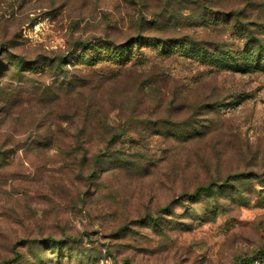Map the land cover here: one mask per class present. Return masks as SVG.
<instances>
[{"label": "rangeland", "instance_id": "obj_1", "mask_svg": "<svg viewBox=\"0 0 264 264\" xmlns=\"http://www.w3.org/2000/svg\"><path fill=\"white\" fill-rule=\"evenodd\" d=\"M138 33L154 40L124 58L143 78L119 75L105 45L94 66L73 62L105 76L94 97L108 126L123 131L134 117L116 143L99 136L110 129L96 120L77 146L67 95L46 98L49 115L35 120L26 96L0 93V264H259L264 67L252 51L264 48V0H0V46L17 55ZM145 79L154 83L146 92ZM17 121L22 132L40 124L51 143L8 132ZM214 180L223 182L216 195L186 196Z\"/></svg>", "mask_w": 264, "mask_h": 264}, {"label": "trees", "instance_id": "obj_2", "mask_svg": "<svg viewBox=\"0 0 264 264\" xmlns=\"http://www.w3.org/2000/svg\"><path fill=\"white\" fill-rule=\"evenodd\" d=\"M153 40L154 37L142 33L131 36L122 42L104 37L86 39L83 37H75L72 41L67 42V46L63 50L52 52L38 59L17 55L10 50V46L7 43H3L0 46V93H6L10 90L13 93V97L26 96L28 98L27 103H30V105L27 108H23L25 111L27 109L32 110V107L39 108L37 112V115H39L35 120H44L49 115L45 108L46 98L52 97L53 100H56V104H61L63 99L61 97L67 95V100L73 101L72 105H69L71 111L67 113L70 114L71 124L77 123V125H70L66 130L69 134L68 137L73 139L78 144L77 146H79L83 139L90 135L86 131L90 124H93L96 120V123H94L95 127L101 128L104 125L108 126V124L104 122V115L100 117L101 104L94 97L101 91L105 76L96 74L94 71L84 72L78 69V67L73 65L74 60L76 58H82L86 60V64L94 66L95 62L99 60L97 53L99 52L100 46L105 45L107 49L113 52L112 55H109L111 57L109 60L112 63H117L122 66L121 68L125 71L120 72L119 75H133L143 78L144 74L139 73V68L135 64L128 65L127 59L124 58V51L134 43L141 44L142 41L151 42ZM178 42H182V39H178ZM162 43L167 44L166 41H162ZM216 54L226 58L231 55L230 52L224 51H216ZM252 56L256 57L255 66L264 67V63H261V60L264 61V48H260L258 53L252 51ZM139 83V89L144 92L151 90L154 85L151 79L141 80ZM15 92L17 93L15 94ZM56 106L58 107L59 105ZM31 115L34 116L35 113H31ZM2 117L4 118L5 115H1ZM129 117L127 119L128 121L134 118L133 116ZM26 118L27 116L24 117L21 114L20 117H17L22 126H25ZM128 121L122 126L123 131L117 132L114 127H110L109 125V135L99 133V136L101 138H107L111 143H116L121 137L129 133ZM17 125H19L18 121L16 126L8 130V132L20 136L27 134L25 140H33V143H36L39 147L42 145L47 146L52 141L51 133L42 132L40 124L36 126L35 123L31 127L25 128L24 132L19 131ZM102 151L95 155V161L91 162L90 175L99 166L97 157L101 155ZM6 152L7 149H4L0 145V154ZM84 153L86 155L89 154L90 149L85 148ZM222 184L223 182L214 180L208 184L197 186L193 192L186 193V196L190 200H196L201 194L216 195L218 189L222 187ZM150 222L153 225H158V219L155 217H152ZM47 240L55 242V245L61 248V241L54 240L53 238ZM256 260H259L257 262L260 264L264 260V254L254 259V262Z\"/></svg>", "mask_w": 264, "mask_h": 264}, {"label": "built area", "instance_id": "obj_3", "mask_svg": "<svg viewBox=\"0 0 264 264\" xmlns=\"http://www.w3.org/2000/svg\"><path fill=\"white\" fill-rule=\"evenodd\" d=\"M260 264H264V260H262V261L260 262Z\"/></svg>", "mask_w": 264, "mask_h": 264}]
</instances>
